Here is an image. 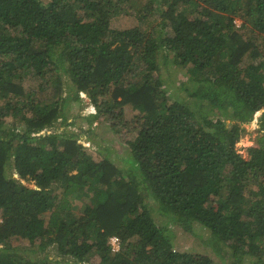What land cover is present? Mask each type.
I'll use <instances>...</instances> for the list:
<instances>
[{
	"label": "trees",
	"instance_id": "1",
	"mask_svg": "<svg viewBox=\"0 0 264 264\" xmlns=\"http://www.w3.org/2000/svg\"><path fill=\"white\" fill-rule=\"evenodd\" d=\"M117 16L138 23L113 29ZM261 37L264 0H0V99L12 107L0 108V264H213L174 249L143 193L183 230L197 224L231 257L264 264V116L247 158L235 149L264 112ZM168 56L186 68L195 108L166 95ZM62 74L95 119L142 109L127 175L78 133L51 131L68 98ZM21 241L61 260L27 256Z\"/></svg>",
	"mask_w": 264,
	"mask_h": 264
},
{
	"label": "rangeland",
	"instance_id": "2",
	"mask_svg": "<svg viewBox=\"0 0 264 264\" xmlns=\"http://www.w3.org/2000/svg\"><path fill=\"white\" fill-rule=\"evenodd\" d=\"M239 22L240 21L237 20L236 25H239ZM137 23V19L133 16H117L111 19L110 27L120 30L135 26ZM156 23L157 15L147 14V18L142 21V27L149 29ZM258 43L264 44V37H261ZM166 60L167 63H165L163 57H161L159 71L166 95L170 100H180L195 108L196 105L193 104V99H190L182 89L183 86L189 87V85L186 84V68L171 63L172 60L170 56H168ZM248 61L249 59H244L245 63ZM61 78L63 79L64 85L63 95H66L68 98L63 105L64 112H61L60 117L54 122L51 131L66 130L68 132L78 133L79 137L77 141L85 145H90L88 148L93 151L92 154L94 158L107 156L109 159L116 160V164L122 173L126 175L130 173L129 167L133 162L128 158V145L136 135L138 124L141 120L142 109L140 107L125 105L122 109L123 114L118 115L117 118L108 119L102 114L101 119H95V117H93L95 109L92 104L89 103L87 96L80 92L76 93L67 75L62 74ZM50 79L51 78H48V80ZM5 102L6 99H0V108H2V104L4 103V111L11 113V104H9L8 101ZM214 113L220 116V113ZM263 116V110L262 112L259 110L252 115L248 122L242 124L245 131L237 142L235 149L244 158H247L246 149L250 146H256L255 138L261 133L260 126ZM5 118L8 123L7 125H9L12 117L7 115ZM220 118H223V116H220ZM224 122L226 126H229L227 120ZM85 136L92 137L95 144L92 145L89 143L84 138ZM24 182L26 185L32 186V183ZM142 183L144 182L142 181ZM141 197H143L145 205L149 208L151 205L153 206L152 214L156 218V224L161 226L164 233L171 237L175 250L179 249L188 252L193 257L199 259L209 256L213 264H224L230 261L236 264H255L254 257L243 255L231 257L230 249L226 245L220 243V246H215L210 240L211 235L209 231L197 224H194L190 231L183 230L180 226L178 217L172 214H161L162 209L159 210L155 203L153 205L152 202H148L147 196L144 193ZM15 246L21 247L22 250L26 251L24 253L25 255L33 258L48 256L52 259L61 260V257L57 256L56 251L51 246H48L42 252L38 250L36 244L30 246L27 241H21ZM29 247L35 250L30 251ZM97 262L98 258L93 256L90 264H96Z\"/></svg>",
	"mask_w": 264,
	"mask_h": 264
},
{
	"label": "built area",
	"instance_id": "3",
	"mask_svg": "<svg viewBox=\"0 0 264 264\" xmlns=\"http://www.w3.org/2000/svg\"><path fill=\"white\" fill-rule=\"evenodd\" d=\"M237 24V20H234ZM108 245L112 252H117L120 248V238L116 235H112L108 239Z\"/></svg>",
	"mask_w": 264,
	"mask_h": 264
},
{
	"label": "clouds",
	"instance_id": "4",
	"mask_svg": "<svg viewBox=\"0 0 264 264\" xmlns=\"http://www.w3.org/2000/svg\"><path fill=\"white\" fill-rule=\"evenodd\" d=\"M24 184H25V182L24 181H22ZM32 186H33V183H32ZM109 249H110V247H109ZM111 251V250H110ZM112 252V251H111ZM118 252V251H117ZM113 253H115V252H113Z\"/></svg>",
	"mask_w": 264,
	"mask_h": 264
}]
</instances>
